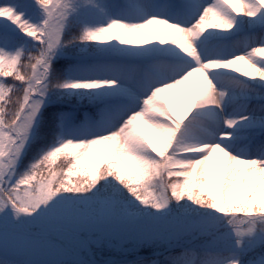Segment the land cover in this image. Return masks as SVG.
I'll use <instances>...</instances> for the list:
<instances>
[{"label": "rangeland", "instance_id": "374dc122", "mask_svg": "<svg viewBox=\"0 0 264 264\" xmlns=\"http://www.w3.org/2000/svg\"><path fill=\"white\" fill-rule=\"evenodd\" d=\"M2 109L0 264H264V0H0Z\"/></svg>", "mask_w": 264, "mask_h": 264}, {"label": "trees", "instance_id": "16d2710c", "mask_svg": "<svg viewBox=\"0 0 264 264\" xmlns=\"http://www.w3.org/2000/svg\"><path fill=\"white\" fill-rule=\"evenodd\" d=\"M77 18H74V17H69L68 20H67V26H66V29H65V33H64V39L65 37H69L71 36V34H77L78 31H80V24L78 22H76ZM80 22V20H79ZM44 45V43H43ZM43 59L45 62H49V65H48V70H49V75H48V81H49V85L50 86H53V85H58L60 83H62L65 78H66V72L64 70V67L65 65H63L61 63V61H59L58 58L56 57H47V56H43ZM22 76L23 77H28V72H22ZM7 76H5L6 78ZM13 93V92H12ZM13 104V103H11ZM58 106H61V104L59 102H56L55 104H50L46 107L45 109V112H46V115L47 116H50V115H53V120H50V121H45L43 124H41V128L39 129V136H38V139L37 141H34L30 147H31V151H34L32 150V148H35V149H39V148H45L47 147L48 144L51 143L52 139L54 138V135L57 131V126H56V115L59 113L60 110H58ZM85 107L89 114L94 116L96 113L94 112L93 110V106L91 105H86V106H83ZM3 109H2V112H0V114L2 116H9L10 114H5L3 113ZM55 127V128H54ZM30 154V152L27 154V156ZM59 163V162H58ZM56 167H59V165H55ZM45 171H41L39 170L38 173H44ZM192 194V193H191ZM191 197H193L192 199V203L194 205L190 206L191 209H195L196 207L198 208H203V207H206V203H210L209 199L206 198L205 200V197H201L200 195H198L197 192H195L194 194L191 195ZM185 199L188 198V196H185L184 197ZM182 198L180 200V203L182 202V200L184 199ZM209 201V202H208ZM205 205V206H204ZM186 206V205H185ZM174 207V206H173ZM187 207V206H186ZM220 225V224H219ZM204 230H208V231H212L211 228L207 227L206 229H202L201 231H204ZM193 252V255H198L201 253L199 252ZM211 254V252H208L207 251V255ZM131 264H140V263H137L136 261L135 262H132Z\"/></svg>", "mask_w": 264, "mask_h": 264}, {"label": "bare ground", "instance_id": "6f19581e", "mask_svg": "<svg viewBox=\"0 0 264 264\" xmlns=\"http://www.w3.org/2000/svg\"><path fill=\"white\" fill-rule=\"evenodd\" d=\"M215 64H217V63H215ZM242 67H244V68H247V66H245V65H244V66H242Z\"/></svg>", "mask_w": 264, "mask_h": 264}, {"label": "water", "instance_id": "95a60500", "mask_svg": "<svg viewBox=\"0 0 264 264\" xmlns=\"http://www.w3.org/2000/svg\"><path fill=\"white\" fill-rule=\"evenodd\" d=\"M56 239H58V238H56Z\"/></svg>", "mask_w": 264, "mask_h": 264}]
</instances>
